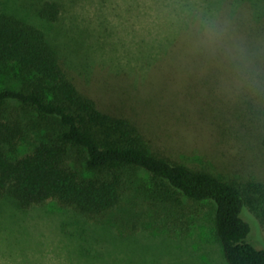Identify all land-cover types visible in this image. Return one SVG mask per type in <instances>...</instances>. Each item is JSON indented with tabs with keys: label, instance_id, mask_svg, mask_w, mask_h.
Returning <instances> with one entry per match:
<instances>
[{
	"label": "trees",
	"instance_id": "obj_1",
	"mask_svg": "<svg viewBox=\"0 0 264 264\" xmlns=\"http://www.w3.org/2000/svg\"><path fill=\"white\" fill-rule=\"evenodd\" d=\"M150 3L166 8L164 36L139 50L144 67L152 65L158 49L163 50L158 56L167 57L171 46L192 38L212 55L211 65L241 66L247 69L241 79L264 84V0ZM36 10L52 24L49 33L0 14V201L21 209L55 201L122 236L148 231L173 239L189 238L207 204H213L227 263L264 264V248L250 241L252 225L244 216L247 207L264 199V185L224 179L151 152L132 120L102 109L79 89L73 65L81 50L89 54L96 47L79 39L74 26L62 28L57 0H44ZM205 20L222 30L221 42H204ZM251 95L217 102L213 118L227 136L247 133L249 147L262 152L264 88ZM22 145L29 152L21 154Z\"/></svg>",
	"mask_w": 264,
	"mask_h": 264
},
{
	"label": "rangeland",
	"instance_id": "obj_2",
	"mask_svg": "<svg viewBox=\"0 0 264 264\" xmlns=\"http://www.w3.org/2000/svg\"><path fill=\"white\" fill-rule=\"evenodd\" d=\"M42 1L0 0V14L49 33L52 24L36 10ZM57 1L63 9L62 28L74 26L79 39L92 50L96 47L91 54L81 50L73 65L80 90L102 109L132 120L151 152L224 179L264 185V151L249 147L247 133L227 136L213 118L217 102L255 96L264 84L241 79L239 74L247 70L241 66L211 65L212 55L202 41L192 38L171 46L167 57L158 56L163 52L158 49L152 53V65L144 67L139 50L147 43H160L164 36L166 8L151 0ZM19 152L25 154L29 147L22 145ZM244 216L252 225L250 241L264 248V199L247 207ZM0 264L228 263L215 233L213 204H207L189 238L173 239L148 231L122 236L108 224L55 201L28 209L0 201Z\"/></svg>",
	"mask_w": 264,
	"mask_h": 264
},
{
	"label": "clouds",
	"instance_id": "obj_3",
	"mask_svg": "<svg viewBox=\"0 0 264 264\" xmlns=\"http://www.w3.org/2000/svg\"><path fill=\"white\" fill-rule=\"evenodd\" d=\"M203 40L209 46L215 45L222 41L223 32L222 30L211 21H202L201 22Z\"/></svg>",
	"mask_w": 264,
	"mask_h": 264
}]
</instances>
